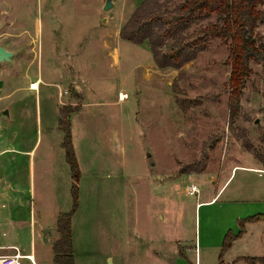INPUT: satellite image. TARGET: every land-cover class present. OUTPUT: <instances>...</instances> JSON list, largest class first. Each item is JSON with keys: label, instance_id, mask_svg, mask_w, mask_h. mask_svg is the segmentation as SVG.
Here are the masks:
<instances>
[{"label": "rangeland", "instance_id": "rangeland-1", "mask_svg": "<svg viewBox=\"0 0 264 264\" xmlns=\"http://www.w3.org/2000/svg\"><path fill=\"white\" fill-rule=\"evenodd\" d=\"M107 1L0 0V44L15 54L0 64V193L12 194L0 210V246L56 264L58 218L74 206L60 128L62 110L71 107L82 172L72 218L76 264H110L109 257L135 264V248L145 250L141 239L149 243L154 233L196 243L199 264H219L226 235L264 215V52L251 61L231 126V42L215 39L182 68L160 69L149 42L120 36L143 0H111L105 10ZM220 21L198 14L185 34ZM256 40L264 44V19ZM120 93L128 99L119 101ZM13 149L31 158L17 168ZM192 184L198 195L187 193ZM224 185L212 205L196 209ZM246 229L225 264L264 258V221Z\"/></svg>", "mask_w": 264, "mask_h": 264}, {"label": "trees", "instance_id": "trees-1", "mask_svg": "<svg viewBox=\"0 0 264 264\" xmlns=\"http://www.w3.org/2000/svg\"><path fill=\"white\" fill-rule=\"evenodd\" d=\"M173 2L174 0H143L122 28L121 39L139 46L149 42L154 61L160 69H180L193 61L199 53L206 51L213 40H229V115L233 126L240 116L246 80L252 73L251 61L259 60L264 52V44H258L256 40L257 25L264 19V0H185L171 10ZM198 14H216L221 21L209 23L191 34H185ZM170 40H174V44L169 52H165L164 48ZM73 112V108L65 107L60 122V128L65 134L63 147L72 173L74 206L71 212L63 213L58 218L60 238L52 247L56 264H76L72 218L79 206L82 172L71 131L70 115ZM260 221H264V215L239 221V234L229 232L225 237L219 264H225V255L232 249L234 242L245 235L247 224ZM242 259L250 264H264V258ZM188 264L192 263L188 261Z\"/></svg>", "mask_w": 264, "mask_h": 264}, {"label": "crops", "instance_id": "crops-1", "mask_svg": "<svg viewBox=\"0 0 264 264\" xmlns=\"http://www.w3.org/2000/svg\"><path fill=\"white\" fill-rule=\"evenodd\" d=\"M31 89V88H30ZM33 90V89H31ZM79 92V90H77ZM65 93H60V96L63 98ZM11 146V145H9ZM5 148V147H4ZM6 148H9L6 146ZM9 153L18 155V158H16V164L17 168L20 166L19 164L22 163L24 157H30L32 155V152H25L21 150H9ZM8 154V153H7ZM23 157V158H22ZM14 159V158H13ZM30 165L31 161H30ZM0 179L5 181L6 178L4 176L0 175ZM226 185L222 187V189L219 191L215 197H213L210 200L207 201H201L196 205V209H198L202 205H212L213 202L216 200L217 196L223 191ZM11 191L10 189H7L5 192L0 193V210L6 209L5 200L10 199L11 200ZM5 205L4 208L1 206ZM203 207L200 208V210ZM160 234V235H159ZM154 233V235H151L150 242H144L145 240L141 239V246L145 247V250H142L143 248H135L136 249V261L135 264H188V261H190L192 264H199V257L201 260L202 251L201 248L199 249L198 244H189V242L186 240H174L170 239V235L164 234V233ZM6 236V234H4ZM239 241V240H238ZM236 241L234 243V246L237 244ZM144 242V243H143ZM74 243V242H73ZM233 246V248H234ZM6 247V246H3ZM232 250V249H231ZM75 252V249H74ZM195 253V260L191 259L189 257V254ZM200 253V255H199ZM229 253V252H228ZM183 254V255H182ZM33 257L35 260L34 253L29 254ZM75 256V254H74ZM76 260V258H75ZM108 260L111 262L110 264H115L114 260L109 257ZM201 262V261H200ZM76 263V262H75ZM34 264H37L36 261Z\"/></svg>", "mask_w": 264, "mask_h": 264}, {"label": "built area", "instance_id": "built-area-1", "mask_svg": "<svg viewBox=\"0 0 264 264\" xmlns=\"http://www.w3.org/2000/svg\"><path fill=\"white\" fill-rule=\"evenodd\" d=\"M128 99V95L125 93H120L119 95V101H125ZM187 193L191 196L198 195L200 193V190L197 185L192 184L189 185L187 188ZM2 208L5 207V205L1 206ZM5 249H10L12 250V254H1V251ZM23 260H30L33 264L34 259L31 257V255L24 254L22 250L18 246H10V247H3L0 246V264H23Z\"/></svg>", "mask_w": 264, "mask_h": 264}, {"label": "water", "instance_id": "water-1", "mask_svg": "<svg viewBox=\"0 0 264 264\" xmlns=\"http://www.w3.org/2000/svg\"><path fill=\"white\" fill-rule=\"evenodd\" d=\"M112 7V1L111 0H108L106 5H105V10H109L110 8ZM14 53L11 52V51H8L5 47L1 46L0 44V64L3 63V62H9L11 60L12 57H14ZM5 115H9V112L6 111L5 112ZM48 231H50L48 229Z\"/></svg>", "mask_w": 264, "mask_h": 264}, {"label": "bare ground", "instance_id": "bare-ground-1", "mask_svg": "<svg viewBox=\"0 0 264 264\" xmlns=\"http://www.w3.org/2000/svg\"><path fill=\"white\" fill-rule=\"evenodd\" d=\"M38 87H39L38 82H33V83H31V89H33V90H37ZM31 257H32V256H31ZM32 258H33V257H32Z\"/></svg>", "mask_w": 264, "mask_h": 264}]
</instances>
